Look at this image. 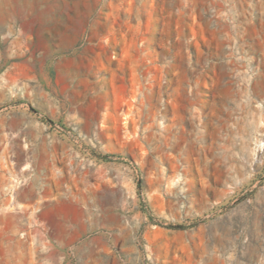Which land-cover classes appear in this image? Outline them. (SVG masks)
I'll return each instance as SVG.
<instances>
[{
	"label": "rangeland",
	"instance_id": "rangeland-1",
	"mask_svg": "<svg viewBox=\"0 0 264 264\" xmlns=\"http://www.w3.org/2000/svg\"><path fill=\"white\" fill-rule=\"evenodd\" d=\"M101 69L162 83L142 104L161 116L152 138L121 124V144H103ZM82 126L80 150L100 160L89 187L115 216L57 248V218L7 200L59 191L64 165L82 178L69 171ZM0 264H264V0H0Z\"/></svg>",
	"mask_w": 264,
	"mask_h": 264
},
{
	"label": "crops",
	"instance_id": "crops-1",
	"mask_svg": "<svg viewBox=\"0 0 264 264\" xmlns=\"http://www.w3.org/2000/svg\"><path fill=\"white\" fill-rule=\"evenodd\" d=\"M99 70V69H98ZM106 74L103 76V82L108 86V96L107 103L111 105L110 109V121L113 122V125H110V129L107 131L105 136L109 139V141H104L103 144L111 145L113 142L115 144H121V124L125 127L129 124L127 131L129 130V136L131 138H135L139 136V138H152L151 135L153 132L145 133L148 131L149 126H153L155 123L161 121V116L155 115L152 118H148L147 107H144V103H148L150 101L151 96L148 95V90H155V97H162L161 88L162 83H157L154 81H149L147 73L150 75V69H101ZM214 70V69H210ZM126 71V73H125ZM92 73H96V69H92ZM141 74L145 75V78H141ZM140 75V76H139ZM156 79V78H155ZM155 86V87H154ZM134 100L137 103H134ZM144 102V103H143ZM195 108L193 106V114L188 116L189 124L187 126L188 132L196 131V115L194 113ZM212 122L215 121L219 123L218 128L222 129V117L216 115L215 113L211 114ZM224 126L226 127V119H224ZM214 122V123H215ZM138 125V126H137ZM161 123L158 127H160ZM217 129V126L210 125V128ZM157 128V126H156ZM113 129V130H112ZM80 132L85 135L87 138L90 137L91 131L88 126H82ZM131 132V133H130ZM126 133V132H124ZM113 140V141H111ZM63 151L68 150L66 146V142L64 141ZM86 144L85 141L75 143L72 142L70 149L77 148V151L80 150L81 146ZM158 146H146L145 151H157ZM60 154L62 153V147L58 148ZM67 162V161H66ZM68 167L64 165V170L62 173L64 175H60L64 177V181L60 185V190H58L55 179L49 180V188L46 189L48 192L46 196L38 201L35 196L30 193V189L28 191H23L22 193L13 192L9 195L10 199L7 202L9 206L7 209H12V211H20V209L27 207V209L22 210L24 213L29 212L30 209H34L35 206L39 205V209H34L35 212H41V216L57 218L59 221V235L55 236L56 247H60L62 245H67L69 241L74 239H81L86 233L90 231H94L100 227H110L111 222H109L108 218H114V211H109L108 209L101 208L99 206V201L101 196L99 194L98 188H95L93 183L92 186L94 188L89 187L90 183L88 182V178L95 173L97 170L90 169L89 173L86 176H79L76 182L69 184L68 180ZM91 171V172H90ZM16 181V180H14ZM15 184H19V182H15ZM70 185L71 190L68 192V186ZM15 185V187L17 186ZM75 189V190H74ZM55 193V194H54ZM6 199V198H5ZM61 231V232H60ZM71 233V238H67L66 233ZM64 233V235H60ZM87 242L81 243L80 247L82 250L88 251L94 256L95 250L87 245ZM109 248V245L106 244Z\"/></svg>",
	"mask_w": 264,
	"mask_h": 264
},
{
	"label": "built area",
	"instance_id": "built-area-1",
	"mask_svg": "<svg viewBox=\"0 0 264 264\" xmlns=\"http://www.w3.org/2000/svg\"><path fill=\"white\" fill-rule=\"evenodd\" d=\"M75 135L76 138L80 139L76 140L75 143H79L80 141L82 142L87 139V137L83 135L80 131L76 132ZM99 161L100 160L97 158L96 155H93V153L84 150H79L76 151L74 155H72L71 161L69 162V171L74 174V176H86L87 174H90V169L97 170L100 167ZM116 161L117 159L113 158L112 163ZM109 179L111 182L113 181L111 177H109Z\"/></svg>",
	"mask_w": 264,
	"mask_h": 264
},
{
	"label": "bare ground",
	"instance_id": "bare-ground-1",
	"mask_svg": "<svg viewBox=\"0 0 264 264\" xmlns=\"http://www.w3.org/2000/svg\"><path fill=\"white\" fill-rule=\"evenodd\" d=\"M19 1H20V3L27 4V3H29V2L32 1V0H19ZM33 1H34V0H33ZM39 1H40V0H38V2H39ZM44 1L48 2V1H50V0H44ZM50 10H51V9H50ZM257 145H258V144H257ZM257 145H256V146H257ZM260 145H261V142L259 143V145H258L256 148H258V147L260 148V147H261ZM262 145H263V144H262ZM257 151H258V149H257ZM254 154H255V153H254ZM255 156H256V155H255ZM253 157H254V156H253ZM254 159H255V157H254ZM254 159H253V160H254ZM255 161H256V159H255Z\"/></svg>",
	"mask_w": 264,
	"mask_h": 264
}]
</instances>
